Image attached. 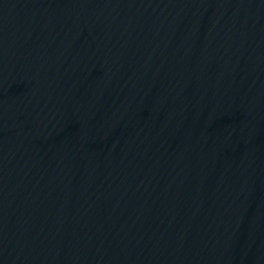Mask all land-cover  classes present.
Here are the masks:
<instances>
[{
	"label": "water",
	"instance_id": "1",
	"mask_svg": "<svg viewBox=\"0 0 264 264\" xmlns=\"http://www.w3.org/2000/svg\"><path fill=\"white\" fill-rule=\"evenodd\" d=\"M0 264H264V0H0Z\"/></svg>",
	"mask_w": 264,
	"mask_h": 264
}]
</instances>
